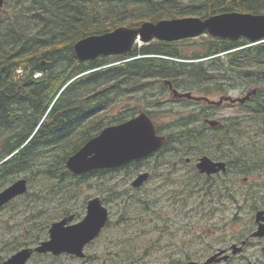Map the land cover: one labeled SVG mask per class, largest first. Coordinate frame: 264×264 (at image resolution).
Here are the masks:
<instances>
[{
  "label": "trees",
  "instance_id": "16d2710c",
  "mask_svg": "<svg viewBox=\"0 0 264 264\" xmlns=\"http://www.w3.org/2000/svg\"><path fill=\"white\" fill-rule=\"evenodd\" d=\"M3 7L0 11V189L21 174L28 182L29 173L42 177L39 189L30 192V185L22 195L27 199L23 206L26 211L23 245L45 239V231L53 221L52 212L47 210L53 208L50 205L55 203L63 208L61 216L68 215L70 209L65 204L74 197L72 190L86 182V178L107 171L75 175L65 167V162L88 139L111 124L102 112L113 96L146 89L152 82H160L162 92L167 89L166 80L176 88L204 93H209L210 88L226 92L225 84L256 90L248 100L238 104L249 116L219 120L216 127L203 120L199 125H191L194 117H212L213 110L205 106L197 113L177 117L165 132L155 169L168 162L171 154L183 160L190 154L213 152L212 158L226 160L227 168L223 174L206 176L203 186L205 196L218 198V202L234 196L228 183L232 170L234 175H242L257 169L255 160L249 161L252 153L243 151L236 155V152L248 117L255 121V134L264 129V41L250 44L243 37L230 40L208 35V39L198 44L199 49L186 54L180 47L181 41L152 40L134 45L127 54L86 61L76 59L73 45L89 35L123 25L137 27L144 21L187 15L205 18L230 11L263 14L264 0L181 3L179 0H4ZM151 100L147 106H156L157 100ZM145 112L153 119L151 111ZM133 115L123 116L120 121ZM155 127L161 134L160 126L155 124ZM190 176L202 178L196 169ZM186 184L183 181L181 186Z\"/></svg>",
  "mask_w": 264,
  "mask_h": 264
},
{
  "label": "rangeland",
  "instance_id": "374dc122",
  "mask_svg": "<svg viewBox=\"0 0 264 264\" xmlns=\"http://www.w3.org/2000/svg\"><path fill=\"white\" fill-rule=\"evenodd\" d=\"M183 1L188 0H179V3ZM208 35L206 33L179 40L182 51L191 54L199 49L200 42L208 39ZM161 86L160 82H152L146 89L114 95L102 112L111 122L108 125L122 122L120 120L123 116H135L148 110L151 111L154 123L160 126L161 134L165 135L168 126L177 117L189 115L205 106H210L213 110L211 118L220 121L249 116L234 102L227 101L213 107L210 105L223 96H245L251 89L247 86L239 84L228 87L225 84L228 88L226 92L210 88L209 93L178 88L180 91H190L199 99H209L208 102L196 103L186 99L176 100L170 90L162 92ZM151 98H155L157 103H154L156 106L148 107L147 103H151ZM247 119L248 122L241 130L243 137L239 140L236 155L243 151L252 153L249 161L255 160L257 169L242 175H234L233 170L229 173L228 183L233 189V198H225L223 202H218L215 197L208 199L203 186L205 176L201 175L202 178L199 179H192L190 176L195 169V160L202 155L212 158L213 152L184 156L192 159L188 164L171 154L168 164L159 165L157 169L154 167L157 156L139 160L135 165L134 161L117 168L103 169L107 171H99L100 173L86 178V182L72 190L74 197L69 198L65 204L70 209L68 215L74 214L73 222L84 217L87 201L95 196L102 200L109 211V223L98 237L86 245L85 258L79 259L68 254L53 256L50 253H34L26 264H188L190 260L203 261L218 249L229 247L233 243L239 245L243 240L251 242L245 245L243 252L230 262L218 264H249V261L252 264H264V237L250 236L257 229L255 213L264 208V129L255 134V121L251 117ZM202 120L194 117L190 122L191 125H199ZM253 139H257V143H253ZM212 147L213 144V151ZM215 159L223 160L218 157ZM143 171L150 172V178L140 188L132 187L131 181ZM29 176L30 192L39 189L42 177L31 173ZM22 177L25 175L11 179L2 188ZM217 180L221 183L219 178ZM183 181L187 183L185 187L181 186ZM191 187H194L192 191ZM250 194L254 196L251 197ZM26 200L23 196L18 197L15 202L0 209V263L19 249L34 247L40 242L31 245L21 243L25 235L23 223L26 211L23 206ZM50 206L53 208L47 210L52 212V222L64 217L60 215L63 208L60 209L55 203ZM48 229L45 231V239L48 238Z\"/></svg>",
  "mask_w": 264,
  "mask_h": 264
},
{
  "label": "water",
  "instance_id": "95a60500",
  "mask_svg": "<svg viewBox=\"0 0 264 264\" xmlns=\"http://www.w3.org/2000/svg\"><path fill=\"white\" fill-rule=\"evenodd\" d=\"M3 2L4 0H0V9L3 7ZM206 33L230 40L243 37L252 44L264 41V13L230 11L205 18L185 16L165 18L156 22L144 21L137 27L123 25L112 31L92 34L78 40L73 45V51L78 61H86L99 56L130 53L136 43L144 44L152 40L173 42ZM166 83L171 85L168 80ZM173 91L176 95L177 91ZM255 92L256 90L253 89L237 99L229 95L223 96L213 102L214 104H221L223 101L243 103ZM182 95L192 97L190 92ZM204 99L209 100L206 97ZM205 122L211 127H216L220 123L216 119L208 118L205 119ZM164 142L165 136L157 133L150 116L141 111L120 123L104 127L67 158L65 167L75 175H82L97 169L117 168L154 154L164 145ZM226 168L225 161L214 160L207 155H202L196 160V169L200 174L224 173ZM149 175L147 171L138 173L131 181L132 187L142 186ZM27 190L28 181L25 177L18 178L5 186L0 190V208L25 194ZM73 219L74 214H70L52 222L48 229L47 239L41 240L34 247L19 249L0 264H26L34 253H50L53 256L68 254L79 259L85 258L86 245L98 237L106 226L109 211L102 200L95 196L87 201L84 217L76 222H73ZM255 220L258 227L251 236L263 237L264 209L256 211ZM245 243L246 240L241 241L239 245L233 243L228 248L218 249L203 261L190 260L188 264H213L226 261L230 255L241 253Z\"/></svg>",
  "mask_w": 264,
  "mask_h": 264
},
{
  "label": "flooded vegetation",
  "instance_id": "af4514ba",
  "mask_svg": "<svg viewBox=\"0 0 264 264\" xmlns=\"http://www.w3.org/2000/svg\"><path fill=\"white\" fill-rule=\"evenodd\" d=\"M166 85H167V89L166 90H170V92L173 94V97L176 99V100H184V99H186V101H190V102H200V101H204V102H208V100H202V99H196V97L197 96H194L190 91H180L178 88H176V87H174V85L171 83V85H169V84H167L166 83ZM173 90H176L177 91V94L176 95H174V91ZM186 92H190L191 93V95H192V97H195V98H189V97H186V96H184V95H182V94H184V93H186ZM182 95V96H181ZM198 98V97H197ZM205 98V97H204ZM207 98V97H206ZM235 99H237V98H235ZM233 104H236V105H238V104H241L240 102H234ZM210 105L213 107V106H217L216 104H213V103H210ZM197 111L198 110H196V111H193V112H195V113H197ZM206 119V118H205ZM205 119H203L204 120V122H205ZM209 119V118H208ZM212 119V118H211ZM161 149V148H160ZM159 149V150H160ZM158 150V151H159ZM158 151H156L154 154H152V156H157V158L159 157V153H158ZM198 159V158H197ZM196 159V160H197ZM196 160H195V163H194V166H195V169H196ZM214 160H216V159H214ZM183 161H184V163H191L192 162V159L190 158V157H184V159H183ZM224 161V160H223ZM166 164H168V162H166V163H164V165H166ZM148 172V171H147ZM221 173H223V172H218V173H214V174H211V175H206V174H200V175H202V176H214V175H217V174H221ZM149 174H150V172H149ZM149 178H150V175H149ZM148 178V179H149ZM147 179V180H148ZM147 180L144 182V184L147 182ZM144 184H142V186L144 185ZM141 187V186H140ZM139 187V188H140ZM261 209H264V208H261ZM258 210H260V209H258ZM257 210V211H258ZM255 222H256V220H255ZM257 223V222H256ZM257 227H258V223H257ZM256 230V229H255ZM254 230V231H255ZM253 231V232H254ZM252 234V233H251ZM251 234H250V236H251ZM252 237V236H251ZM264 237V236H263ZM258 238V237H257ZM260 238H262V237H260ZM251 242H246L245 243V245H249ZM225 248H228V247H225ZM244 248H245V246H244ZM244 248H243V251H244ZM242 251V252H243ZM230 253V252H229ZM213 254V253H212ZM210 256V255H209ZM235 257H237V255H235V256H232V255H230V257L226 260V261H221V262H218V263H222V262H230V261H232V260H234V258ZM189 262V261H188ZM218 263H213V264H218ZM248 263H251V261H249Z\"/></svg>",
  "mask_w": 264,
  "mask_h": 264
}]
</instances>
